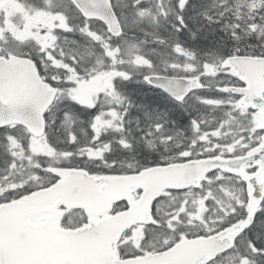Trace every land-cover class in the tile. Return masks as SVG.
<instances>
[{"label": "snow or ice", "instance_id": "6c2138e0", "mask_svg": "<svg viewBox=\"0 0 264 264\" xmlns=\"http://www.w3.org/2000/svg\"><path fill=\"white\" fill-rule=\"evenodd\" d=\"M0 264H264V0H0Z\"/></svg>", "mask_w": 264, "mask_h": 264}, {"label": "trees", "instance_id": "16d2710c", "mask_svg": "<svg viewBox=\"0 0 264 264\" xmlns=\"http://www.w3.org/2000/svg\"><path fill=\"white\" fill-rule=\"evenodd\" d=\"M130 87L135 90L136 98L137 99H140L141 96H143L145 94H147V96H146L147 99H153V97L151 96V94L148 93V89L146 87L139 86V85H131Z\"/></svg>", "mask_w": 264, "mask_h": 264}]
</instances>
